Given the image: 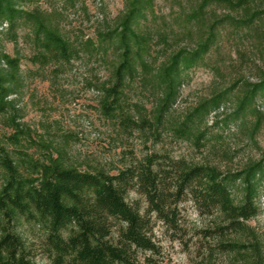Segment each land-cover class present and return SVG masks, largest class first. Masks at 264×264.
<instances>
[{
    "label": "trees",
    "instance_id": "16d2710c",
    "mask_svg": "<svg viewBox=\"0 0 264 264\" xmlns=\"http://www.w3.org/2000/svg\"><path fill=\"white\" fill-rule=\"evenodd\" d=\"M39 1L0 0V35L4 26L15 40L16 30L25 26L36 62L41 66L68 64L77 57L78 49L50 15L37 8ZM256 1L263 0H197L173 34L175 45L167 44L165 35L158 34L162 49L151 56L152 33L146 24L153 18L154 0H122V12L97 32L93 48L103 56H112L109 78L100 84L102 115L119 117L127 128L149 126L158 135L187 73L216 47L224 25L254 31L264 23V8H254ZM28 5L33 7L28 10ZM218 5L240 11L239 18L206 17L209 8ZM182 40L190 44L179 46L176 42ZM19 63L17 56L0 50V119L11 132L0 136V264H37V256L42 257V264H148L158 252L153 235L156 223L176 233L178 206L185 201L198 211L219 216L221 223L215 226L219 233L242 231L258 214L264 153L237 170L222 172L214 166L174 161L167 154L154 152L111 174L102 168L79 170L66 161L63 149L44 142L30 143V130L17 122L18 110L11 98L18 95ZM136 77L150 88L154 99L150 123L140 112L142 107L136 108V122L122 108L123 90ZM231 87L197 102L172 124V136L203 147L207 132L201 127L210 114L215 116L212 127L251 114L255 118L249 132L253 140L263 118L254 105L257 98H264V72L256 82L244 81L231 113L217 119ZM31 145L41 148L40 157L28 153ZM21 222L39 230L36 244L26 243L19 234ZM219 246L237 253L247 247L257 250V243L246 246L230 241Z\"/></svg>",
    "mask_w": 264,
    "mask_h": 264
},
{
    "label": "rangeland",
    "instance_id": "374dc122",
    "mask_svg": "<svg viewBox=\"0 0 264 264\" xmlns=\"http://www.w3.org/2000/svg\"><path fill=\"white\" fill-rule=\"evenodd\" d=\"M234 1V0H231ZM197 0H154V15L147 22L152 33L151 56L159 53L162 43L157 36L165 35L167 44L174 46L173 34L196 6ZM37 8L50 15L52 22L78 49L76 58L68 64L51 62L41 66L34 60V52L27 37L28 28L20 27L12 40L5 32L0 35V50L20 60V86L18 95L12 96L18 110L17 122L27 126L29 142H44L64 150L66 161L79 170L102 168L115 173L128 162L141 160L150 153L167 154L172 160L190 164H207L218 170L234 171L247 161L258 159L264 153V98H257L255 108L263 114L253 140L249 136L254 116L247 114L242 120L213 126L215 116L210 114L201 129L206 128V141L197 147L191 140L174 138L172 124L197 102L213 92L232 86L228 100L217 112V119L231 113L239 89L244 81L256 82L264 72V23L254 31L234 30L224 25L217 45L203 61L187 73L179 98L164 118L158 135L149 126L142 129L124 127L119 117L102 115L100 84L109 78L108 61L96 48L97 32L123 10L122 0H40ZM33 5H28L30 10ZM254 8H264V0L256 1ZM229 15L239 18L240 11L225 6H212L206 17ZM179 46L188 40L176 42ZM93 49V50H92ZM162 58L159 56L158 61ZM122 108L138 121L137 107L150 123V110L154 99L150 88L136 77L123 90ZM0 119V136L10 134ZM26 141L25 145H29ZM28 153L41 156V148L29 146ZM235 197H237L235 195ZM133 198V197H132ZM258 214L245 223L246 229L232 232L215 231L220 222L215 213L198 211L190 201L178 206L179 221L176 233L156 223L153 231L158 252L151 255L148 264H264V182L257 198ZM207 231L208 233H204ZM18 232L26 243L36 244L40 232L25 222ZM236 241L254 245L237 253L219 246V243ZM141 254L138 255L141 258ZM44 263L42 257L35 258Z\"/></svg>",
    "mask_w": 264,
    "mask_h": 264
}]
</instances>
